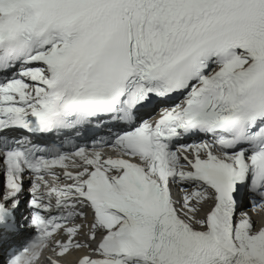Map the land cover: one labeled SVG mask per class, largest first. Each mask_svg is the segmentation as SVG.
Returning a JSON list of instances; mask_svg holds the SVG:
<instances>
[{
    "label": "snow or ice",
    "instance_id": "snow-or-ice-1",
    "mask_svg": "<svg viewBox=\"0 0 264 264\" xmlns=\"http://www.w3.org/2000/svg\"><path fill=\"white\" fill-rule=\"evenodd\" d=\"M0 264H264V0H0Z\"/></svg>",
    "mask_w": 264,
    "mask_h": 264
}]
</instances>
